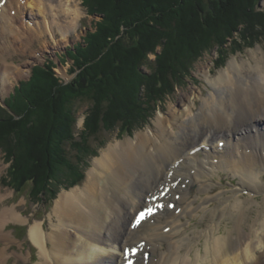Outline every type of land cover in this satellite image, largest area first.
I'll list each match as a JSON object with an SVG mask.
<instances>
[{"label":"bare ground","instance_id":"obj_1","mask_svg":"<svg viewBox=\"0 0 264 264\" xmlns=\"http://www.w3.org/2000/svg\"><path fill=\"white\" fill-rule=\"evenodd\" d=\"M22 7L36 9L34 18L41 20L21 29L29 40L38 27L42 35L57 27L64 37L81 16L78 5L69 0H6L0 9L1 60L19 35L12 21ZM258 63L243 80L232 76L240 64L230 61L212 81L224 84L226 93L203 100L199 113L188 106L180 115L170 114L171 121L158 116L157 131L110 144L92 161L83 187L55 201L49 229L43 222L22 218L15 207L0 208V264L11 258L12 240L5 232L10 223L28 225V238L38 252L34 264H127L125 249L133 253L135 248V264H264V209L247 233L242 230L247 205L264 191V55ZM0 68L4 91L12 66L3 62ZM194 140L199 142L186 147ZM220 172L238 178L226 197V191L213 194L211 187L210 178ZM166 190L165 206L133 227L135 213L160 201L152 198ZM190 190L207 194L198 206L194 196L187 199ZM218 198L219 206L212 210L209 206ZM5 199L0 193V204ZM171 203L173 209L168 208ZM227 211L232 221L222 232L220 220ZM202 212L211 214L209 223L190 238L186 226L190 221L184 223L183 218ZM30 258L22 260L27 263Z\"/></svg>","mask_w":264,"mask_h":264},{"label":"trees","instance_id":"obj_2","mask_svg":"<svg viewBox=\"0 0 264 264\" xmlns=\"http://www.w3.org/2000/svg\"><path fill=\"white\" fill-rule=\"evenodd\" d=\"M86 1L103 19L85 36L84 47L75 48L74 77L62 83L51 62L36 67L6 103L10 113L0 110L6 186L20 193L29 184V198L47 205L60 188L83 180L94 155L89 140L103 127L133 130L184 84L205 52L215 49L226 59L227 49H242L232 46L238 34L244 40L264 32L259 0ZM82 101L90 106L76 138L75 106Z\"/></svg>","mask_w":264,"mask_h":264},{"label":"rangeland","instance_id":"obj_3","mask_svg":"<svg viewBox=\"0 0 264 264\" xmlns=\"http://www.w3.org/2000/svg\"><path fill=\"white\" fill-rule=\"evenodd\" d=\"M69 1L72 3L75 2L78 5V8L81 10V16L75 23L74 28L70 29L67 32V35L64 37L57 30V27H52L51 30L48 29V32H46L44 35L41 34V28L38 27L36 32L32 30L34 35L30 37L31 39L29 40L27 39L28 36H26L27 31L24 30L23 32L21 29L25 26L29 28L33 27L36 25L35 23L37 21H41L40 17L37 19L34 18V14L38 15L36 9L31 11L29 8L26 9L22 7L17 15L15 14L16 16L13 18L12 26L14 27V31L16 30V32H19V35H17V39H14L15 43H11L12 45H9V47H12H8L11 52L9 53L5 48L6 52L3 54L6 56L3 58V60H1L3 56L0 55V61L12 66L11 71H9V78L6 80V89L3 91L0 87V110L10 113L6 103H11L10 100L12 95L18 91L17 89L20 88V84L29 81L32 71L36 67L46 66L49 65V62H51L50 66L53 76L62 83H68L74 77V74L71 72L73 68L71 59L73 57L74 50L75 48L84 47L85 36L88 33L95 31L96 23L103 19V14L97 10L94 12L92 7L91 9H88L86 6V0ZM257 10L264 11V0H259V3L257 4ZM21 32L24 36L20 34ZM256 33L258 35L253 34L251 36V34H246V38L244 40H242L243 37L241 34H238L232 46L235 47V49H242L240 51H231L227 49L226 59L220 57L221 53L217 52L215 49L205 52L203 56L200 57L192 66L190 70V76L185 79L184 84L176 87L170 95H164L165 98L161 102L157 103L158 105L154 112L152 111L149 113L148 111L144 113V116H147L145 118V122H138L133 130L125 131L123 129H119V127H112L109 130L103 127V130H100L96 137L89 140L90 145L92 146V151H94V155L89 156L86 166L83 168V180L74 187L60 188L55 194V198L50 202L49 205L42 203V201L34 202L29 198V184L20 193H14V190L6 186L4 177H6L9 164L5 163L4 152L0 150V193H4L6 195V199L0 204V208L15 207L17 213H19L22 218L28 219L30 222H43L45 228L49 229L51 226L50 218L53 213L55 201L61 194L79 187H83L87 180V173L91 167L92 161L99 157L101 152L110 144L131 140L137 133L157 131L155 123L158 116L163 117V119H166V121L168 119L171 121L170 114L173 113L175 116L180 115L188 106H191L195 114L199 113V108L202 106L203 100L209 99L212 95L214 97H218L222 92H224V94L226 93L224 84H214L212 81L213 79H216L219 72L223 71L227 67V64L233 59L238 61L240 68L237 69L238 71H233L232 76L237 78L242 77L243 80L250 76L253 73V67H255L256 64H259L258 58L261 59V57L264 55V32L256 31ZM52 35L54 38H52ZM159 49L160 48L157 47L156 51L159 52ZM148 58L149 60H153L154 56L149 54ZM3 62L0 64L1 67ZM141 70L145 73H149V68L146 66H143ZM2 72L3 69L1 70L0 68V78ZM89 106L90 105L87 101L76 103L74 124V137L76 138L83 129ZM149 115L151 116L148 117ZM182 118L184 121H187V114ZM169 123L166 124L169 125ZM210 138L215 137L212 135ZM198 142V140H194L193 142L188 143L186 147L192 148ZM261 179L264 184V174ZM210 182L214 191L213 194L226 191V193L223 195L226 197L229 194L228 190L231 189L232 185H236L238 183V178L233 177V174L231 173L220 172L218 175L210 178ZM197 185L198 184H196V186ZM261 194L255 195L253 198L254 202H251L247 205L245 212L246 219L242 227V230L245 233L248 232L249 227L253 224L259 212L264 209V191ZM190 195L194 196V206H198L201 202L200 198L207 194L190 190L189 193L186 194L187 199L192 198ZM175 199L178 200L179 197L175 196ZM218 206L219 198L209 207L213 210ZM206 213L202 212L201 215L199 214V217L197 215L196 217H190L189 219L183 218L184 223L187 220L190 221V225L186 224L190 238H192L193 235H196L197 233L201 234V231H203L207 226V223H209L211 214L209 212ZM228 213L229 211H227L224 218L220 220V230L222 232L230 228L231 225L230 223L232 221V217H230ZM5 232L10 235L12 240V245L8 250V256L9 254L11 256L8 264L36 263L35 260L36 255L38 256V252L37 248L28 238V225L10 223L6 226ZM201 242L202 241H200L198 244L199 247H202ZM27 255H29L31 258L26 263L22 260V257L26 258Z\"/></svg>","mask_w":264,"mask_h":264},{"label":"snow or ice","instance_id":"obj_4","mask_svg":"<svg viewBox=\"0 0 264 264\" xmlns=\"http://www.w3.org/2000/svg\"><path fill=\"white\" fill-rule=\"evenodd\" d=\"M152 213H153V209L150 208L147 210V215H152ZM144 217H145V213H141L137 217L136 223L133 224V227H136L141 222V220L144 219ZM125 259L127 260V264H133V262L130 259H128V250H126Z\"/></svg>","mask_w":264,"mask_h":264}]
</instances>
